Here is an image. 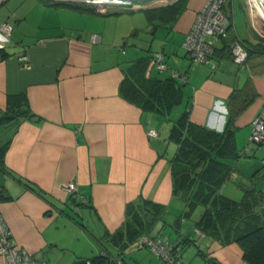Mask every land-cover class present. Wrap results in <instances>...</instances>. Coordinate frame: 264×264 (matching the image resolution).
Returning <instances> with one entry per match:
<instances>
[{"label":"crops","instance_id":"0c3cea01","mask_svg":"<svg viewBox=\"0 0 264 264\" xmlns=\"http://www.w3.org/2000/svg\"><path fill=\"white\" fill-rule=\"evenodd\" d=\"M174 1L155 0L132 10L113 5L99 12L76 1L0 0V22L12 25L10 34L0 32V110L22 94L34 114L17 125L0 124V145L8 142L0 165V210L14 244L45 264H73L101 252L106 232L124 222L130 202L160 203L171 221L185 208L181 196L174 195L177 144L168 138L169 120L120 93L130 61L162 52L168 66L163 76L172 70L186 75L190 121L216 130L223 127L234 88L248 87L245 95L255 97L234 122L236 147L247 142L264 105V50L251 51L245 64L238 65L227 55L223 40H217L207 62H193L182 43L206 0H187L174 20L160 24L153 10ZM235 2L230 0L226 9L236 35L258 47L264 44L240 0L241 21L250 37L238 31ZM149 63L148 72L163 77ZM149 128L158 135L148 136ZM239 177L235 171L230 179ZM228 180L221 191L236 199ZM69 181L86 204L63 189ZM200 207L195 218L191 213L181 219L178 231L167 225L155 228L150 238L173 243L184 264L185 254L198 259L197 264H204V255L220 264H248L235 242L220 245L196 228ZM185 238L188 245L181 242ZM132 246L143 248L137 239L127 244L125 259ZM4 262L0 254V264Z\"/></svg>","mask_w":264,"mask_h":264},{"label":"trees","instance_id":"16d2710c","mask_svg":"<svg viewBox=\"0 0 264 264\" xmlns=\"http://www.w3.org/2000/svg\"><path fill=\"white\" fill-rule=\"evenodd\" d=\"M186 2L187 0H175L153 11L162 24L174 20L185 8ZM227 3H230V0H227ZM223 8L225 10L226 6ZM228 15L231 18L230 12ZM235 36L236 33L229 29L227 37L218 39L223 40V46L230 59L229 42ZM241 40L247 45L248 56L253 50H264L262 43L259 44L261 47H258L246 39ZM152 55L153 53L129 62L119 89L128 101L142 109L166 116L169 120L168 138L177 144V151L172 160L174 195L181 196L185 208L171 221L167 218L165 206L160 203L144 199L130 202L126 206L124 222L114 232H106L102 239L103 250L90 257H79L73 264H128L123 256V248L127 244L135 241L140 235L149 236L155 228L160 230L168 225L178 231L181 219L189 217L197 206H202L203 211L195 226L203 235L216 239L220 245L235 242L242 250L244 261L248 264H264V188L251 185L241 187L243 193L240 199L227 197L221 191L225 182L237 171L236 162L241 157L254 156V151L246 153L243 151L244 147H236L234 122L254 99L255 93L246 96L244 92H248L245 90L248 87L234 88L221 130L196 124L189 119L188 102L191 95L186 77L183 80L174 77L171 71L163 77L151 75L147 68L150 60L154 64ZM9 104L4 110H0V124L17 125L21 120L34 115L22 94L16 96V103L10 101ZM7 146L8 142L0 145V165H3ZM18 179L41 192L28 180L20 177ZM181 242L188 245L187 238ZM169 243L176 257V246ZM109 246L115 250H111ZM206 258L204 255V259Z\"/></svg>","mask_w":264,"mask_h":264},{"label":"built area","instance_id":"2783aa9c","mask_svg":"<svg viewBox=\"0 0 264 264\" xmlns=\"http://www.w3.org/2000/svg\"><path fill=\"white\" fill-rule=\"evenodd\" d=\"M58 1H76L88 3L94 6L99 12H107L113 5H118L124 9L142 8L144 3L141 0H110L103 3H98L95 0H58ZM250 7L255 11L250 0H247ZM226 0H206L205 4L197 10L195 18L185 34L183 40V47L193 62L201 63L207 62L210 55L214 50V42L220 37H227L228 30L234 28L231 21L228 19L224 12L223 6ZM257 12V11H256ZM258 14V13H257ZM259 15V14H258ZM261 25L264 27V17L259 15ZM255 28V27H254ZM256 29V28H255ZM12 30V25L3 21L0 22V32L8 35ZM264 37V34H260ZM97 36L91 35V39L95 40ZM231 60L236 64L243 65L248 57V48L245 42L238 36H235L229 42ZM152 58L157 70L163 71L168 68L162 52L156 51L153 53ZM172 76L180 79H185L186 75L179 71L172 70ZM148 136H156L158 132L154 128L147 130ZM251 143H255V147H250ZM264 143V105L260 108L257 116L252 122L251 131L247 144L244 146L243 151L249 153L254 148ZM63 189L70 195H77L78 202L86 203L87 199L80 194L79 189L75 182L69 181ZM1 202V194H0ZM139 246H146L150 251L158 256L164 264H184L181 260L176 259L171 251V244L168 241L161 239L150 238L148 235H140L137 238ZM0 254L5 258L4 264H45L44 259L33 257L25 249H22L14 244L11 239V231L9 230L0 210Z\"/></svg>","mask_w":264,"mask_h":264},{"label":"rangeland","instance_id":"374dc122","mask_svg":"<svg viewBox=\"0 0 264 264\" xmlns=\"http://www.w3.org/2000/svg\"><path fill=\"white\" fill-rule=\"evenodd\" d=\"M95 1H99V0H95ZM152 1H155V0H141V3H144V5H145L148 2H152ZM157 1H159V0H157ZM235 1L236 2L234 5L235 6L234 11L236 13L235 18H236V24L238 26V31L241 33V35L246 36V37H250L248 31L245 28L243 21H241L243 16L241 15V12H239V8L237 6V0H235ZM240 1L242 2V7L244 8L246 14L249 16L250 22H253L254 27L256 28V29H254L253 32H255L257 39H261L262 41H264V39H262L264 37L260 36V34H264V27H262V25H261L260 16L257 14V12L252 7H250V4H248L247 0H240ZM226 3H227V0H226ZM226 3H225V6H228L230 8V5H229L230 3H228V4H226ZM128 10H132V9H128ZM224 12L226 13L228 19L231 21L232 26H233L232 17L231 18L229 17L227 9H225ZM216 41L217 40H215V42ZM160 74H161V76L164 75L162 73V71H160ZM250 131H251V129H250ZM248 138H249V135H248L246 141H248ZM246 144H247V142H246ZM251 146L255 147L256 144L251 143L250 147ZM253 151H251V152H253L254 156H252V157H245L244 156V157H241L236 162V169L239 172L241 177L237 178V180L235 178L228 180V182L233 184V186H234V195H235V197H238L236 199L241 198V195L243 193V189L241 187H246L248 185H251V186H257L259 188H264V143H262L260 146H258L256 148H254ZM242 173H243V175H244V173H245V175L249 174L248 176H246L248 178L245 179L244 177H242L243 176ZM239 180L243 181V182H241L240 188H238V186H239L238 181ZM200 208L201 207L198 206L197 208H195L193 210L191 218H195L198 215V213L201 212L202 208L201 209ZM91 221L92 220H90V222ZM141 249H143V250L141 251ZM93 253H95V252H93ZM127 255H128V257H126V260H128L130 262V264H164L163 261L158 256L153 254L148 247H143V248L137 249L136 246H132V247H130V250H129ZM183 258H184L183 260L186 261L188 264L199 263L198 259L191 260V258L187 254L183 255ZM135 260H136V263L134 262ZM139 260H144V263H140ZM201 261H203L202 258H201Z\"/></svg>","mask_w":264,"mask_h":264},{"label":"bare ground","instance_id":"6f19581e","mask_svg":"<svg viewBox=\"0 0 264 264\" xmlns=\"http://www.w3.org/2000/svg\"><path fill=\"white\" fill-rule=\"evenodd\" d=\"M110 0H99L96 1L98 3H103ZM252 3V6L256 9L257 13L259 15H262L264 17V0H250Z\"/></svg>","mask_w":264,"mask_h":264},{"label":"water","instance_id":"95a60500","mask_svg":"<svg viewBox=\"0 0 264 264\" xmlns=\"http://www.w3.org/2000/svg\"><path fill=\"white\" fill-rule=\"evenodd\" d=\"M238 79H239V75H237V79H236V84L238 83ZM204 264H220V262H218L216 259L211 258V257H207L205 259Z\"/></svg>","mask_w":264,"mask_h":264}]
</instances>
